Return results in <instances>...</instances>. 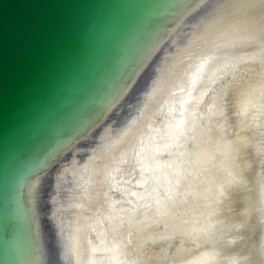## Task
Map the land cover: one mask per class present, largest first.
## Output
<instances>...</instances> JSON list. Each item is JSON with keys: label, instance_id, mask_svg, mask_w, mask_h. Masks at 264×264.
I'll use <instances>...</instances> for the list:
<instances>
[{"label": "bare ground", "instance_id": "1", "mask_svg": "<svg viewBox=\"0 0 264 264\" xmlns=\"http://www.w3.org/2000/svg\"><path fill=\"white\" fill-rule=\"evenodd\" d=\"M67 95L0 172V264H264V0H117Z\"/></svg>", "mask_w": 264, "mask_h": 264}, {"label": "water", "instance_id": "2", "mask_svg": "<svg viewBox=\"0 0 264 264\" xmlns=\"http://www.w3.org/2000/svg\"><path fill=\"white\" fill-rule=\"evenodd\" d=\"M116 2L0 0V172L52 104L67 98Z\"/></svg>", "mask_w": 264, "mask_h": 264}]
</instances>
